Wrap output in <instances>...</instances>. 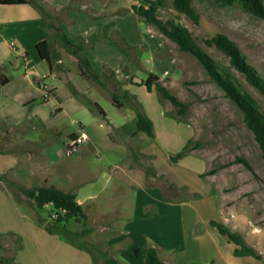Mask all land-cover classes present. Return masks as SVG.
<instances>
[{
	"label": "crops",
	"instance_id": "obj_1",
	"mask_svg": "<svg viewBox=\"0 0 264 264\" xmlns=\"http://www.w3.org/2000/svg\"><path fill=\"white\" fill-rule=\"evenodd\" d=\"M30 1L0 5V77L9 80L0 85V238L6 246L13 245L12 257L0 259L7 264H98L94 253L100 232L111 235L106 247L118 255L125 251L122 244L128 239V256L135 247L160 251L180 246L176 259L180 262L187 246L197 243L212 248L213 254L198 255L202 264H232L233 258L235 264H264L252 256H235L233 243L234 257L222 251L219 246L229 241L211 222L224 224L263 256L264 226L253 223L247 212L222 207V200L216 201L217 193L205 175L207 164L194 150L173 160L195 140L196 131L190 123L170 115L160 95L157 100L152 98L155 91L141 84L150 74L163 80L168 67H179L165 53L168 38L132 9L142 0ZM59 34L81 47L77 62L90 66L98 79L88 77L95 83L108 70L119 79L132 78L120 91H127L140 104L154 126V137L140 132L136 111L121 100V107L116 106L114 94L106 89L74 74L66 84L58 65H69L68 58L74 56L64 52L52 69L39 57L36 46L46 40L53 41L54 50L64 51ZM70 85L81 98L73 95ZM84 95L105 114L92 111ZM104 101L109 103L104 105ZM67 119L75 130L65 133ZM81 133L88 140L75 144ZM9 185L26 189L53 186L73 192L87 216L83 223L99 225L97 232L83 228L84 235L93 233L86 237L95 242V249L75 241L76 232L83 229L73 230L71 221L58 224L50 213L42 215L44 208L38 209L23 193L16 200ZM202 204L211 213L203 219L192 210ZM46 207L51 212L52 206ZM173 212L179 235L173 234ZM178 236L182 242L173 244Z\"/></svg>",
	"mask_w": 264,
	"mask_h": 264
},
{
	"label": "rangeland",
	"instance_id": "obj_2",
	"mask_svg": "<svg viewBox=\"0 0 264 264\" xmlns=\"http://www.w3.org/2000/svg\"><path fill=\"white\" fill-rule=\"evenodd\" d=\"M193 7L200 15V21L197 24L184 15L178 14L173 8L172 0H165L163 6L159 8L158 16L163 21L172 20L187 27L195 41L222 67L230 66L229 59L216 48H208L204 44V40L217 34L227 36L240 48L249 64L264 77L263 19L244 12L239 5L226 8L220 7L216 4L215 0H193ZM144 29L145 27L142 24V30ZM165 53L167 56L174 57L179 67L177 69L175 65L168 67L166 70L169 72L161 82L172 94L179 97L183 102L189 103V110L185 116H180L177 113V109L173 107L169 101L165 100L155 88L151 90V92L155 91L152 98L155 97L157 100L159 99L157 98L159 97L158 95H160L170 115L182 119L193 126L196 131V137L191 147L193 148L195 143H199L193 150L194 153L204 159L207 164V172L205 175L214 191L217 193L216 201L219 202L222 200V207H232L238 211L247 212L253 223L264 226V162L261 150L254 139L253 133L244 123L242 112L213 81L205 65L196 57L188 52L182 51L179 46L170 39H168L166 43ZM64 55L65 54H62V57H64ZM68 59L71 60L69 63L70 66L67 65L66 62L58 65L63 68V76L67 82L66 84L69 85L71 82L70 79H73L74 76L76 78L80 76L84 80L87 78V80L96 87L106 89L108 94L119 95L123 104H128L133 108L136 102L131 101V104L127 103V101L123 99L122 92L120 91V89L130 85L132 78L119 79L116 74L108 70V73L102 81L97 80L98 82L104 83L100 85L98 82L95 83L88 77L85 68L78 63L77 60H74V57ZM67 71L69 73H67ZM231 71L243 85L244 89L257 100L261 112L264 113V95L258 89L250 85L241 73L234 69H231ZM72 74H74V76ZM112 90H114V92ZM133 92L136 95L138 94L136 87L133 89ZM139 94H141V91ZM84 97L91 100L87 95H84ZM108 103L109 102L104 101L103 104L107 105ZM127 115H129V113ZM66 121L68 128L65 133L74 131L75 128L71 127V120L67 119ZM239 159L249 163L253 171L249 170ZM190 184L196 188L198 186V189H203L195 183ZM9 188L16 200H19L20 194L22 193L19 190V186L9 185ZM177 193L178 192H174L173 194L176 196ZM178 194L183 195V192ZM181 198L182 197H180V199ZM192 210H194L195 213H201V219L211 214L210 207L207 204L194 206ZM49 211L50 208L46 207L41 210V213L47 216L50 213ZM127 211L129 215H132L134 212L132 209H130V211L127 209ZM169 218L170 216L168 215L167 219ZM171 222L173 234L179 235V223L174 212L172 213ZM124 224L121 226H124ZM70 225L73 230L75 228L81 230L83 228L85 229V227H92L96 232L99 230V225L92 226L88 223L85 225L83 222L77 225V222L73 220ZM84 229L80 232L77 231L78 234L76 232V237L74 239L77 243L86 245L93 250L95 247L92 245L95 244L92 243L95 242L87 238L92 236L93 233L84 235ZM110 237L111 235L109 236V233L105 234L99 232L97 235V249L94 253L97 263L106 264V259L118 256L117 258L120 264H131L129 256L125 253L126 250L130 248L131 242L125 239L122 244L125 251H123L121 255H118L115 250L106 247ZM181 242L178 236L176 238L174 237L172 243L179 244ZM196 244L197 243H191L187 246L183 257L180 258V262L176 260L180 252V246H175L170 250H160L159 257L164 262L170 264H202L197 258L198 255L201 253L213 254L212 248L208 244ZM12 246V244L6 246V241L0 238V258L7 259L12 257ZM219 248L222 249V251H226L231 257H234V245L232 243L225 242L224 245H221V247L219 246ZM208 250H210L211 253L208 252ZM231 263L235 264L234 258ZM136 264H145L144 258L143 261Z\"/></svg>",
	"mask_w": 264,
	"mask_h": 264
},
{
	"label": "trees",
	"instance_id": "obj_3",
	"mask_svg": "<svg viewBox=\"0 0 264 264\" xmlns=\"http://www.w3.org/2000/svg\"><path fill=\"white\" fill-rule=\"evenodd\" d=\"M30 0H0V5H23L30 3ZM165 0H142L139 6H133V10L144 20L147 24L154 26L166 38L174 41L182 51L188 52L196 57L203 63L212 76L213 81L225 92L226 96L234 103V105L242 112L243 120L247 128L253 133L255 141L258 143L262 153L264 162V113L261 112L257 100L246 91L243 85L239 82L235 74L231 71L234 69L241 73L250 85L258 89L264 95V77L247 61V58L242 53L240 48L232 42L227 36L217 34L211 38L204 40V44L208 48H216L229 59V67H222L212 57H210L205 50L195 41L189 29L178 22L169 20L163 21L158 16L159 8L163 6ZM216 4L220 7H234L239 5L242 10L250 15L261 18L264 20V0H215ZM174 10L178 14H182L194 23H199L200 15L193 7V0H172ZM59 39L62 43L64 51H56L53 47V41L46 40L36 46V51L42 60L49 63L52 69L54 61L60 60L62 54L66 52L74 56V60L80 59L81 47L75 46L66 36L59 34ZM81 65L85 68L86 74L95 77L91 71L90 66L80 61ZM84 75V73H83ZM85 76V75H84ZM7 78L0 77V85L8 83ZM146 88L151 91L155 88L158 93L173 107L177 109L180 116H185L189 110V103L183 102L176 95L172 94L170 90L162 84L158 75L150 74L146 80L141 81ZM71 91L74 96L81 98L82 95L73 85H70ZM123 99L127 103L133 102V97L127 91L122 93ZM121 99L119 95L113 96V102L116 106L121 107L119 104ZM86 104L92 111H96L104 115V110L96 102L91 100L86 101ZM133 109L138 116V130L154 137V126L151 120L143 113L142 108L138 102L133 105ZM199 143H195L192 148V142L184 148V150L173 158L177 160L183 158L185 155L193 151ZM240 162L251 171L252 167L246 161L239 159ZM20 192L28 198L34 200L35 206L38 209H43L50 203L54 205L55 209H64L65 213L62 214L57 220H52L58 224H67L70 221L82 223L87 220V216L83 207L78 203L76 195L71 191H63L56 187H35L31 189L22 188L19 186ZM218 232L226 237L230 243L236 245L234 251L235 256H252L257 260H264V256L249 247L240 235L233 232L230 228L222 223L216 221L211 222ZM141 258H144L145 264H170L164 262L159 257V251L156 247L141 248L135 247L129 255L131 262L136 263ZM106 264H119L114 258L106 259ZM0 264H7L4 260L0 259Z\"/></svg>",
	"mask_w": 264,
	"mask_h": 264
},
{
	"label": "built area",
	"instance_id": "obj_4",
	"mask_svg": "<svg viewBox=\"0 0 264 264\" xmlns=\"http://www.w3.org/2000/svg\"><path fill=\"white\" fill-rule=\"evenodd\" d=\"M41 86L44 88V89H47L46 86L42 83ZM48 96L50 95L49 91H48ZM88 140V137L85 133H81L80 136H78L76 139H75V144H82L84 142H86ZM50 206H52V210L50 212V219L51 220H57L62 214L65 213V210L64 209H55L54 208V205L52 203L49 204Z\"/></svg>",
	"mask_w": 264,
	"mask_h": 264
}]
</instances>
